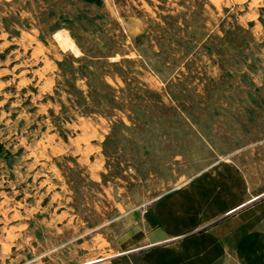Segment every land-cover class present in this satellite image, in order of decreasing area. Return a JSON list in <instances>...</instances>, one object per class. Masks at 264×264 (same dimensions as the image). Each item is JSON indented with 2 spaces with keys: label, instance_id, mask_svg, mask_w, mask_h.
Returning <instances> with one entry per match:
<instances>
[{
  "label": "rangeland",
  "instance_id": "374dc122",
  "mask_svg": "<svg viewBox=\"0 0 264 264\" xmlns=\"http://www.w3.org/2000/svg\"><path fill=\"white\" fill-rule=\"evenodd\" d=\"M260 72L264 0H0V264H137L127 211L244 144Z\"/></svg>",
  "mask_w": 264,
  "mask_h": 264
},
{
  "label": "crops",
  "instance_id": "0c3cea01",
  "mask_svg": "<svg viewBox=\"0 0 264 264\" xmlns=\"http://www.w3.org/2000/svg\"><path fill=\"white\" fill-rule=\"evenodd\" d=\"M245 90L228 105L244 144L127 211L120 251L137 264H264V80Z\"/></svg>",
  "mask_w": 264,
  "mask_h": 264
}]
</instances>
